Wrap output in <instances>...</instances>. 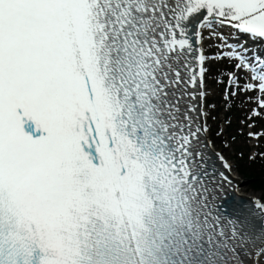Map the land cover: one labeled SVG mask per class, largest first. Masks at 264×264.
I'll list each match as a JSON object with an SVG mask.
<instances>
[{
    "label": "snow or ice",
    "instance_id": "snow-or-ice-1",
    "mask_svg": "<svg viewBox=\"0 0 264 264\" xmlns=\"http://www.w3.org/2000/svg\"><path fill=\"white\" fill-rule=\"evenodd\" d=\"M233 108L264 161V0H0V264H264Z\"/></svg>",
    "mask_w": 264,
    "mask_h": 264
},
{
    "label": "rangeland",
    "instance_id": "rangeland-1",
    "mask_svg": "<svg viewBox=\"0 0 264 264\" xmlns=\"http://www.w3.org/2000/svg\"><path fill=\"white\" fill-rule=\"evenodd\" d=\"M223 114H224V112H220V114H219L221 119H223V117H224ZM240 128H241V126H240ZM237 131H239V130H237ZM241 142L238 141L236 143V146L240 147L242 144H246L244 142H242V143ZM251 143H253V141ZM247 145H249V143H247ZM262 145L264 146V141H262ZM236 152H237V150L235 148H233L232 146L230 148V151L227 152L229 154L230 158L232 159V161L234 162V160H235L234 163H237L236 156H235ZM251 152H252V149H250L249 153H251ZM238 177L242 180V182L244 181V183L242 184L243 189L247 190L248 192H250V191L253 192L254 191L253 193L260 194V192H261L262 189H260V190L254 189L253 184L251 183V180L250 179H248L246 177H243L241 175L239 176V174H238Z\"/></svg>",
    "mask_w": 264,
    "mask_h": 264
},
{
    "label": "bare ground",
    "instance_id": "bare-ground-1",
    "mask_svg": "<svg viewBox=\"0 0 264 264\" xmlns=\"http://www.w3.org/2000/svg\"><path fill=\"white\" fill-rule=\"evenodd\" d=\"M239 192H241V191H239ZM254 196H256V193L254 194L253 192H248V195H245V197H254Z\"/></svg>",
    "mask_w": 264,
    "mask_h": 264
}]
</instances>
